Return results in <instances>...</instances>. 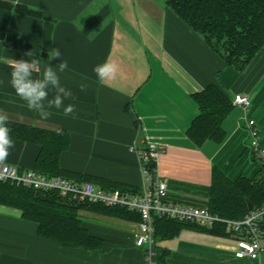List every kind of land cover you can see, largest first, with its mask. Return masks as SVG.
Listing matches in <instances>:
<instances>
[{
	"label": "crops",
	"instance_id": "1",
	"mask_svg": "<svg viewBox=\"0 0 264 264\" xmlns=\"http://www.w3.org/2000/svg\"><path fill=\"white\" fill-rule=\"evenodd\" d=\"M0 2L10 5H0V113L16 122L65 129L71 138L61 157L65 169L138 190L144 175L132 147L154 141L163 150L159 170L169 185V200L197 207L209 205L215 167L231 180L262 174L240 106L225 120L227 137L220 144L207 141L198 147L186 131L199 113L192 94L215 84L231 98L236 93L250 96V117L264 142V52L244 72L236 71L166 0ZM18 6L43 16L17 11ZM54 48L68 62V70L58 74L75 97L64 106L73 104L75 112L65 116L63 107L52 108L51 117L42 120L10 86V62L39 59L33 78H40L48 64L60 63L58 58L48 60ZM29 51L31 57L25 55ZM105 60L121 71L115 80L100 83L92 69ZM81 82L88 84L86 91H80ZM54 95L50 89L48 98ZM13 139L15 147L0 162L34 169L41 147ZM88 213L83 224L104 239L101 250L40 236L38 223L24 219L17 208L0 205V264H146L145 250L135 242L138 222ZM157 246L171 251L169 264H264V250L259 259L237 257L232 235L185 229Z\"/></svg>",
	"mask_w": 264,
	"mask_h": 264
},
{
	"label": "trees",
	"instance_id": "2",
	"mask_svg": "<svg viewBox=\"0 0 264 264\" xmlns=\"http://www.w3.org/2000/svg\"><path fill=\"white\" fill-rule=\"evenodd\" d=\"M171 8L224 60L238 72H244L255 58L264 52V0H166ZM2 6L9 4L0 2ZM17 11L43 16L18 6ZM199 113L192 120L186 134L198 147L207 141L222 143L227 132L224 122L234 109L232 98L215 84L192 94ZM13 138L38 144L41 147L35 170L47 175L63 176L78 182H92L105 189H131L112 181L65 169L62 154L69 148L71 138L63 128L47 129L8 119ZM134 190V189H132ZM253 208L264 207V172L248 178L231 180L221 169L214 168L210 185L208 208L226 219H243ZM0 205L21 210L24 219L38 223L40 236L59 241L65 246L101 250L104 239L93 236L85 228L81 212L140 222L141 216L123 207L90 204L62 196L57 191H45L0 181ZM155 246L157 264H169L171 251L157 246V242L177 237L185 229L231 236L222 223L207 227L195 222L168 217L155 218ZM264 230V220L262 222Z\"/></svg>",
	"mask_w": 264,
	"mask_h": 264
},
{
	"label": "built area",
	"instance_id": "3",
	"mask_svg": "<svg viewBox=\"0 0 264 264\" xmlns=\"http://www.w3.org/2000/svg\"><path fill=\"white\" fill-rule=\"evenodd\" d=\"M235 106L243 109V117L251 137L250 147L255 156L261 161L264 172V144L261 143L260 129L256 121L250 117L251 99L243 93L232 97ZM141 160L144 175L140 189H105L92 182H78L63 176H51L35 169L20 170L9 163L0 162V181H10L17 185L45 191H57L62 196L73 200L103 204L106 206L123 207L140 214L136 245L145 250V263L157 264L158 251L155 246V218L168 217L181 221L195 222L207 227L222 223L226 231L237 240V257L259 259L264 250L262 238L264 230V207L253 208L243 219H226L212 213L208 207H197L174 203L169 200V185L159 170V159L162 148L154 141L143 140V146L136 144L132 147Z\"/></svg>",
	"mask_w": 264,
	"mask_h": 264
},
{
	"label": "clouds",
	"instance_id": "4",
	"mask_svg": "<svg viewBox=\"0 0 264 264\" xmlns=\"http://www.w3.org/2000/svg\"><path fill=\"white\" fill-rule=\"evenodd\" d=\"M18 3V0H16ZM28 57L33 55L32 51L25 54ZM54 58L60 59V63L55 67L46 66L40 78H33V73L39 71V59H20L10 62V86L14 89L16 95L26 103L27 108L35 112L42 120H47L53 114L52 108L60 109L63 107V114L69 116L75 112V106L68 104L64 106L66 99H75L72 91L62 86L60 75L68 70V62L61 60V52L54 48L48 52V60ZM97 81L104 83L115 80L120 73V67L115 62L105 60L103 63L93 67ZM87 80V77L84 78ZM80 91H86L88 84L81 82ZM54 90L55 95L49 99V90ZM46 102V103H45ZM8 117L0 113V160L6 159L10 150L15 147V141L11 135V129L7 126Z\"/></svg>",
	"mask_w": 264,
	"mask_h": 264
},
{
	"label": "rangeland",
	"instance_id": "5",
	"mask_svg": "<svg viewBox=\"0 0 264 264\" xmlns=\"http://www.w3.org/2000/svg\"><path fill=\"white\" fill-rule=\"evenodd\" d=\"M262 144H264V142ZM88 215H90V214L87 211L81 212V218L82 219L86 220L88 218Z\"/></svg>",
	"mask_w": 264,
	"mask_h": 264
},
{
	"label": "water",
	"instance_id": "6",
	"mask_svg": "<svg viewBox=\"0 0 264 264\" xmlns=\"http://www.w3.org/2000/svg\"><path fill=\"white\" fill-rule=\"evenodd\" d=\"M248 207H249L250 211L253 210V204L250 201H248Z\"/></svg>",
	"mask_w": 264,
	"mask_h": 264
}]
</instances>
